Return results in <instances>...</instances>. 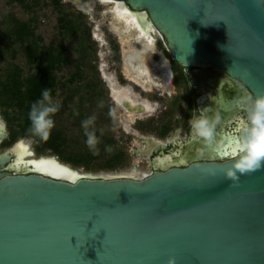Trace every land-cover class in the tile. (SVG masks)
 Masks as SVG:
<instances>
[{
  "label": "water",
  "instance_id": "water-1",
  "mask_svg": "<svg viewBox=\"0 0 264 264\" xmlns=\"http://www.w3.org/2000/svg\"><path fill=\"white\" fill-rule=\"evenodd\" d=\"M107 1L143 14L180 67L238 85L242 97L220 92L218 111L248 110L246 97L264 93V0ZM262 142H214L196 160L155 157L158 172L139 179L86 176L31 151L17 161L8 149L0 154V264H264V155L245 167ZM231 170L237 182L226 178Z\"/></svg>",
  "mask_w": 264,
  "mask_h": 264
},
{
  "label": "rangeland",
  "instance_id": "rangeland-1",
  "mask_svg": "<svg viewBox=\"0 0 264 264\" xmlns=\"http://www.w3.org/2000/svg\"><path fill=\"white\" fill-rule=\"evenodd\" d=\"M61 8L64 11H72L81 13L84 18L83 22L86 26L85 32L90 34V49L86 53V69L84 70L86 78L98 83V87L90 86L89 89H84L81 81L77 82L74 91L70 92L66 81L69 78L68 72L72 70L74 63L77 62V53L74 52L73 44L70 45L71 63L65 67L63 71L58 73L59 91L54 101L60 103V111L55 115V127L52 131H60L67 147L64 148V156L70 153L92 156L87 165L74 166L63 161L60 155L55 154L51 150L44 148L41 143L33 137L24 138L22 141L29 145L30 151L34 153L33 158L37 159L40 156L55 157L61 163L68 165L70 168L77 170L79 173L92 177H126L129 172L136 170L139 174L149 173V167L146 161L140 157L133 156L132 153L136 150H141L142 144L136 140L128 139L117 126V118L114 113L120 112L114 105H111L108 98V88L105 80L108 77L117 76L121 79V85L130 86L129 82L124 80L128 77L126 71V58L131 57L136 62H144L150 59L162 58L163 52L159 48L154 52L153 48H146L145 42H135L132 37H135V32L129 33L124 30L123 24L116 20L113 14V4L105 3L101 0H62ZM14 15L17 18L27 19L26 13L14 5H8L7 0H0V34L4 31L5 23L8 16ZM39 26L37 34L42 36L45 44L57 43L60 39L57 37L56 29V12L47 7L37 13ZM132 38V40L130 39ZM154 45L162 44V40L156 33H153ZM154 47V46H153ZM162 48V49H163ZM118 50L119 61L114 57V50ZM23 67V61L19 58L18 61ZM116 63V65H115ZM0 63V70H1ZM92 69V70H91ZM124 76V77H123ZM125 81V82H124ZM135 93L141 94L138 88ZM152 93V94H151ZM151 94V95H150ZM144 99H149L158 106L165 107L168 96L161 97L157 93L148 92L142 93ZM103 103V107L98 105ZM111 108L114 112L116 120L108 117L106 108ZM152 113L146 115L147 119H151ZM95 116V128L97 135L100 138L99 155H93L85 145V137L81 128V121L89 116ZM129 116V114H128ZM0 119L5 122V138L0 144V154L11 149L16 144L14 142L10 146L4 144L9 140V127L6 123L2 112L0 111ZM153 118L149 123V129L152 130L148 135L153 137L154 124ZM151 124V125H150ZM112 140H119L113 143ZM106 146L112 148L111 152L105 150ZM114 153L124 154V161L119 167L108 169L105 166L108 164L111 155Z\"/></svg>",
  "mask_w": 264,
  "mask_h": 264
},
{
  "label": "trees",
  "instance_id": "trees-1",
  "mask_svg": "<svg viewBox=\"0 0 264 264\" xmlns=\"http://www.w3.org/2000/svg\"><path fill=\"white\" fill-rule=\"evenodd\" d=\"M61 3L62 0H7L8 5L18 6L28 18L8 16L4 31L0 34V111L9 127V140L5 146L31 137L27 131L30 105L40 97L43 88H49L53 99L56 98L59 91L57 74L71 63V44L75 45L73 51L77 53V62L68 72V90L74 91L79 80L84 89L92 85L95 89L98 87L97 82L83 77L87 67L86 53L91 45L90 34L85 32L84 16L78 12L64 11ZM47 7L57 14L56 29L60 39L57 43L45 44L42 36L37 34V13ZM160 47L163 48L161 43ZM114 57L119 60L117 49L114 50ZM19 58L23 61V67L18 62ZM40 143L74 166L87 165L92 159V156L73 153L65 157L67 141L57 130L51 132L47 142ZM124 156L122 153L112 154L105 167L112 169L121 166Z\"/></svg>",
  "mask_w": 264,
  "mask_h": 264
},
{
  "label": "flooded vegetation",
  "instance_id": "flooded-vegetation-1",
  "mask_svg": "<svg viewBox=\"0 0 264 264\" xmlns=\"http://www.w3.org/2000/svg\"><path fill=\"white\" fill-rule=\"evenodd\" d=\"M156 48L162 50L164 57L150 59L143 65L144 70H148L153 75V80L150 79L149 82H155L152 86L156 87H151L147 91L141 85L132 81L129 76L124 78L126 82L131 84V87L128 86V88L132 91V96L135 99L146 101L154 106L153 111L149 112L152 113L150 116L153 118L151 124L153 123L155 127L153 128V137L148 135L152 131L148 126L152 118L147 119L146 116L149 113L136 114L132 119L128 116L130 105L119 104L113 96L108 80H105L110 104L121 111V113H114L108 107L106 108L108 117L112 120L117 118V126L121 132L128 139L136 140L142 144L143 148L134 151L132 155L147 162L146 165L149 167V173L147 174L158 172L153 163L155 157L165 158L169 156L173 162L182 159L206 158L208 157L207 148L214 142H222V145H225L227 142L238 141L249 148L253 147L254 142L248 138L244 130V124H242V121L246 120L248 110L229 114L230 112L223 113L214 108L220 92L225 94L229 98L228 101H230L232 97L236 96L239 99L242 97L241 88L239 90V86L235 85L236 88L233 90L229 85H223L222 76L212 70L182 68L168 56L165 48L160 47V43L158 45L155 43L154 52L158 51ZM161 75H163L162 80L159 79ZM112 78L118 87H125V85H121L119 77L112 76ZM136 88L141 91V94L135 93ZM151 91L161 97L168 96L167 105L161 107L149 101V99H144L142 93ZM202 111L214 119L218 117L210 142L196 137L191 126L192 120L198 117ZM113 113L117 115L116 118ZM112 141L116 143L119 140ZM139 151H150L151 157L141 156ZM0 171L7 170L5 168L0 169Z\"/></svg>",
  "mask_w": 264,
  "mask_h": 264
},
{
  "label": "clouds",
  "instance_id": "clouds-1",
  "mask_svg": "<svg viewBox=\"0 0 264 264\" xmlns=\"http://www.w3.org/2000/svg\"><path fill=\"white\" fill-rule=\"evenodd\" d=\"M224 48L223 46H221ZM246 102L250 104V107L246 113V120L242 121L244 124V130L249 139L253 142L260 140L264 141V93L257 96H247ZM99 107H103L101 102ZM61 105L59 102L54 101L51 90L49 88H43L40 97L32 102L27 114L29 121L28 133L31 137L40 142H47L50 138L51 132L55 127V115L60 111ZM95 116H89L81 121V128L85 137V145L93 155H99L100 138L97 135L95 128ZM217 118H212L202 111L201 114L191 122L193 132L196 137L203 138V140L210 142L213 137V130ZM5 122L0 119V131L5 129ZM105 150L111 152L112 148L106 146ZM264 155L261 152L259 155H254V158L249 160L245 167L253 168L259 166L258 157ZM226 178L237 182L239 177L234 170L226 171ZM167 264H175V259L169 257Z\"/></svg>",
  "mask_w": 264,
  "mask_h": 264
},
{
  "label": "bare ground",
  "instance_id": "bare-ground-1",
  "mask_svg": "<svg viewBox=\"0 0 264 264\" xmlns=\"http://www.w3.org/2000/svg\"><path fill=\"white\" fill-rule=\"evenodd\" d=\"M102 2L105 3H112L107 0H101ZM113 4V14L116 18L117 21L123 24L124 30L126 32L134 31L135 32V37H132L135 42H145L146 48H153L154 46V38H153V33L155 31L153 28L146 22L145 16L143 14H131L128 13L127 9L124 7L122 3H112ZM132 38H130L132 40ZM126 71L129 76V78L141 85L144 90H150L151 87H156L152 86L154 83L149 82L150 79L153 80V75L147 70H144L145 68L143 67L144 62H136L134 59L131 57L126 58ZM163 75L159 77V79L162 80ZM152 77V78H151ZM158 79V78H157ZM108 80V83L112 89L113 96L115 100L121 104L124 105L125 103H129L131 106V110L129 111V116L133 119L134 113L138 108L142 109L144 113H149L153 111L154 106L146 101H139L135 99L132 96V91L127 87L121 88L118 87L117 84L114 82L112 77L106 78ZM130 119V120H132ZM4 139V138H3ZM18 146H23L24 149H26V152H20L18 153ZM12 153H14L16 160L17 161H22L25 159L26 154L28 151H30L29 145L24 143L23 141L21 142H16L11 147ZM185 159H182L184 161ZM166 163H162L161 166L165 165ZM10 168V166L8 167ZM21 169V168H20ZM19 169V171H20ZM79 173V172H78ZM81 174V173H79ZM146 174H139L137 173L136 170H133L132 172H129L126 178H133V179H139L143 177Z\"/></svg>",
  "mask_w": 264,
  "mask_h": 264
},
{
  "label": "snow or ice",
  "instance_id": "snow-or-ice-1",
  "mask_svg": "<svg viewBox=\"0 0 264 264\" xmlns=\"http://www.w3.org/2000/svg\"><path fill=\"white\" fill-rule=\"evenodd\" d=\"M20 152H26V149L23 148V146H18V153ZM259 152L254 153V155H259ZM40 163H47L45 161H41Z\"/></svg>",
  "mask_w": 264,
  "mask_h": 264
}]
</instances>
